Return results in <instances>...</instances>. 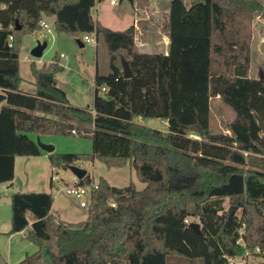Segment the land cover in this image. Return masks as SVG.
I'll use <instances>...</instances> for the list:
<instances>
[{"label":"trees","instance_id":"trees-1","mask_svg":"<svg viewBox=\"0 0 264 264\" xmlns=\"http://www.w3.org/2000/svg\"><path fill=\"white\" fill-rule=\"evenodd\" d=\"M98 1L0 0V184L14 182L17 158L43 154L31 135L77 136L91 140L92 153L51 154L54 171L96 160L109 169L129 165L145 188H115L101 178L79 224L52 214V193H14L10 234L29 230L38 247L15 264H229L246 252L261 255L264 136L256 116L264 121V80L250 72L264 0H170L162 26L168 55L140 51L135 26L113 31L95 22ZM45 17L57 34H95L106 49L110 71L96 73L92 108L71 106L57 87V58L32 66L35 94L21 90L22 41ZM217 98L235 115L226 132L211 130ZM147 119L167 121L168 132L139 123ZM80 182L88 188L95 181L88 174ZM189 218L198 219L202 236Z\"/></svg>","mask_w":264,"mask_h":264},{"label":"rangeland","instance_id":"rangeland-1","mask_svg":"<svg viewBox=\"0 0 264 264\" xmlns=\"http://www.w3.org/2000/svg\"><path fill=\"white\" fill-rule=\"evenodd\" d=\"M116 1V7L110 6V0H105L100 7L104 11H107L109 16L111 13L124 14L126 12H131L132 9L127 2L120 5L119 0ZM168 3L169 0H150V5L153 4V6H159V8H161L160 12L168 11ZM160 15H156L157 19L156 16L155 19H153L154 16L152 15L153 17L148 21V25H156L159 20H165V16L162 14ZM109 16H107V18ZM148 17H151L150 13H148ZM123 19L125 21L123 24H112V22L108 20V27L113 31H125V29H128V22L125 15ZM44 21L50 25L51 33H47L41 28L38 31L25 35L22 41L20 53V74L23 80L22 88L27 91L31 86V82H33V65L37 68H41L43 65H50L57 58L64 69L56 78L59 87L66 93L70 103L81 109L92 108L94 99L93 76L95 75L97 55L99 61V74L102 76L107 75L110 71L106 49L101 44H87L83 37L72 38L64 34H57L53 23L46 19H44ZM139 28L143 29L144 27L139 26ZM138 37V39H141L139 34ZM77 40H81L85 48H81ZM38 42H47L48 44L41 59H36L31 56V51L37 46ZM97 49H99L98 52H96ZM251 50L252 59L250 73L254 79L261 80L260 75L263 74L264 76V20L259 15L255 16L253 23V42ZM141 51L144 53H159L165 55L164 49L159 51L156 48H143ZM61 55H64V58H61ZM234 118V112L225 106L219 98L211 100L210 124L213 132H226L228 123ZM139 123L162 132H167L169 130L168 126L158 123V120L155 119L139 120ZM193 136L195 135H192V137ZM31 137L36 140L35 136L31 135ZM42 142L55 146V153L57 154L71 153L89 155L92 153L91 140L79 138L77 136H44L42 137ZM42 155L44 157L18 158L14 191L20 193L52 192L50 183L53 174H57L59 177L65 178L68 181H73L75 176L71 171L59 170L55 172L51 167L49 158L46 157L47 153L43 152ZM76 166L85 169L95 182H98L102 178L115 188L122 189L128 187L132 183L135 184L140 191L145 188V184L139 181L136 171L129 165L121 168L109 169L104 163L96 160L93 163H78ZM5 186L7 185L0 184L1 232L7 231L6 229H8L12 219L11 195L13 193V188L9 189V191ZM53 197H55L54 210L61 212L58 214L55 211V216H57L59 220L70 224H79L87 221V208L80 207L79 199L66 195L56 197L55 194H53ZM225 207L227 209L230 207L228 201H226ZM187 221L189 223H199L198 219L195 218H189ZM243 231L244 229H242L241 232L243 233ZM37 250L38 247L27 238V234L26 236H17L12 241L8 238V235H1L0 252L4 261L8 263H18L23 260L27 254L31 255ZM55 254L56 252L54 255ZM170 260L169 264H179L181 261L177 259ZM4 261L1 260L0 264H5ZM184 264H188V262ZM197 264L203 263L202 261H198ZM243 264H264V254L249 256Z\"/></svg>","mask_w":264,"mask_h":264},{"label":"crops","instance_id":"crops-1","mask_svg":"<svg viewBox=\"0 0 264 264\" xmlns=\"http://www.w3.org/2000/svg\"><path fill=\"white\" fill-rule=\"evenodd\" d=\"M105 0H99L98 2H97V4H96V6L94 7V9L92 10V16H93V19H94V21L95 22H98V23H100L103 27H106V28H108V29H111L110 27H108V20L110 21V22H112V24L114 23V24H123L125 21H124V19H123V16L125 15V17L127 18V22H128V28H130V27H132V26H135L136 28H137V32H138V34L140 35V38L141 39H138V46H139V49H140V51L143 49V48H146V49H149V48H156L157 50H163L164 49V54L165 55H168L169 54V52H170V40H169V38H168V36L167 35H165V33H163V31H162V26H163V21H160L159 20V22L156 24V25H154V24H152V25H148V21H150L151 20V18L154 16V18L153 19H155V16L157 15V16H159L160 14H162V15H164L165 16V12L167 13L168 11H164V12H160V9L161 8H159V6H153V4L152 5H149V7L148 8H146V9H138L137 8V2H135V0H134V5H131L129 2H127V1H125V2H127L129 5H130V7H131V12H126V13H124V14H114V13H111V15L109 16L108 14H107V11H104L103 9H101V7H100V5L104 2ZM111 1L112 0H110V6L111 7H116V6H112L111 5ZM125 2H123V4L125 3ZM169 3H170V0H169ZM169 3H168V6H169ZM148 13H150L151 14V17H148ZM153 15V16H152ZM107 16H109L108 18H107ZM157 16H156V19H157ZM161 16V15H160ZM97 17H99V18H97ZM45 19L46 20H49V21H51L52 23L54 22V19H50V18H47V17H45ZM129 19V20H128ZM140 22H145V24H140ZM162 24V25H161ZM139 26H143L144 28L143 29H140L139 28ZM112 30V29H111ZM126 30V29H125ZM139 38V37H138ZM143 38V39H142ZM140 40V41H139ZM140 42H142V43H140ZM83 44V43H82ZM96 44V43H95ZM98 44V43H97ZM83 48H85V45H84V47ZM99 51V49H97V51L96 52H98ZM98 54V53H97ZM59 64H60V62H59ZM61 67H62V65H60ZM63 68V67H62ZM64 69V68H63ZM99 73V61H98V55H97V57H96V65H95V75L93 76V85L95 84V77H96V73ZM22 82H23V80H22ZM23 84V83H22ZM56 84H57V87L58 88H60L59 87V84H58V81H57V78H56ZM36 86H35V80L33 79V82H31V86H30V88L26 91L24 88H22V85H21V90L23 91V92H25L26 94H30V95H33V94H35L36 93ZM61 89V88H60ZM62 90V89H61ZM67 96V95H66ZM68 99V98H67ZM68 101H69V99H68ZM93 102H94V99H93ZM69 103H70V101H69ZM4 103H2L0 106H2ZM70 105L71 106H73V107H76V108H79V107H77V106H74V105H72L71 103H70ZM93 105V104H92ZM158 123H160V124H162V125H166V126H168V123H167V121H164V120H158ZM168 132V131H167ZM42 137H44V136H42ZM42 137H41V140H42ZM45 144H47V143H45ZM48 154L46 155V157L48 158ZM40 157H44L43 155H41ZM21 158V157H20ZM32 158V157H31ZM17 160H18V158L16 159V161H15V178H16V166H17ZM62 178V177H61ZM65 179V178H64ZM67 182H72V181H68L67 179H65ZM7 186H5L6 187V189L7 190H9V189H12L13 188V193H12V195L14 194V193H17L16 191H14V182L12 183V184H10V183H7L6 184ZM50 188H51V191L52 192H49V193H52V195L53 194H55V196L56 197H58V196H61V195H64V194H60V195H58L57 193H56V191H54V187H53V185H52V183H50ZM10 191V190H9ZM47 193H48V191H47ZM12 195H11V197H12ZM54 200H55V197H54ZM54 203H55V201H54ZM55 211L56 210H54V205H53V207H52V214L53 215H55ZM58 214H60L61 212L59 211H56ZM57 217V216H56ZM0 226H1V224H0ZM7 231H5V232H1L0 231V239H1V235H8V238L12 241L15 237H17V236H26V234H27V232L29 231V230H26V231H23V232H21V233H18V234H10V232H11V224H9V227H8V229H6ZM38 251V250H37ZM36 251V252H37ZM35 252V253H36ZM35 253H33V254H35ZM33 254H31V255H33ZM4 261V258H3V256H2V254H1V252H0V261ZM4 263L5 264H11L10 262L8 263V262H6V261H4Z\"/></svg>","mask_w":264,"mask_h":264},{"label":"built area","instance_id":"built-area-1","mask_svg":"<svg viewBox=\"0 0 264 264\" xmlns=\"http://www.w3.org/2000/svg\"><path fill=\"white\" fill-rule=\"evenodd\" d=\"M111 5L116 6L117 1L112 0ZM40 26L47 33L52 32L50 25L48 23H46L44 20L41 22ZM83 39L87 44L97 43V39H96L95 34L85 35L83 37ZM10 43H12V38L10 39ZM61 58H64V55H61ZM105 90H106L105 88L102 89L103 92ZM73 133L75 134V132H73ZM193 137L195 139H199V137H197V136H193ZM55 172H58V171H55ZM51 183L54 187V191H56V193L58 195L64 194L66 196L76 197L77 199H79L81 208H88L89 203L91 201L92 191L96 190L98 188L97 182L92 183L87 188L81 184L80 180H78L77 177H74L73 181L70 183V182H67L65 179L59 177L57 174L52 175ZM112 206L115 207L114 204ZM263 253H264V251H261L260 248L256 249V254H263ZM248 254L249 253L246 252L243 257L229 259V264H243L245 262V260L249 257ZM241 262H243V263H241Z\"/></svg>","mask_w":264,"mask_h":264},{"label":"water","instance_id":"water-1","mask_svg":"<svg viewBox=\"0 0 264 264\" xmlns=\"http://www.w3.org/2000/svg\"><path fill=\"white\" fill-rule=\"evenodd\" d=\"M125 1L129 2L131 5H134V0H119V4L122 5L123 2ZM77 43L79 44L81 48L84 47V44H82L81 40H77ZM47 47H48L47 42H43V43L38 42L37 46L31 51V56L36 59H41ZM122 65H123L124 79L126 80L131 79L133 77V74H132V71L130 69L128 62L125 61V59H122ZM260 79L264 80L263 74L260 75ZM5 100H6V97L0 94V105ZM256 120L264 136V121L259 116H256ZM36 143H37V146L41 149V151L47 153L48 155L54 154L56 151L55 146L51 144L43 143L40 136L36 137ZM67 170L71 171L74 174V176L77 177L78 180L80 181L83 180L88 175V172L85 169L81 167H77V166H70L67 168ZM189 227L199 236L203 235L202 230H201V225L199 223H191Z\"/></svg>","mask_w":264,"mask_h":264}]
</instances>
